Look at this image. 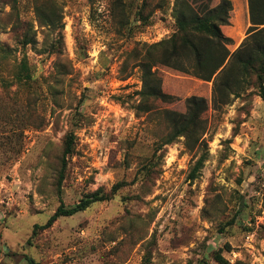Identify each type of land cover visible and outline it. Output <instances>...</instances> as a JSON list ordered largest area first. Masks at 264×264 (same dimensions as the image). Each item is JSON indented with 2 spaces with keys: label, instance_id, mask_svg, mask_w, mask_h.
Wrapping results in <instances>:
<instances>
[{
  "label": "rangeland",
  "instance_id": "rangeland-1",
  "mask_svg": "<svg viewBox=\"0 0 264 264\" xmlns=\"http://www.w3.org/2000/svg\"><path fill=\"white\" fill-rule=\"evenodd\" d=\"M230 1L222 30L234 52L251 24L248 0ZM174 3L0 0V43L12 50L0 68V264H219L216 254L264 264V90L216 111L212 83L159 66L177 101L138 109L139 53L175 32ZM37 8L58 11V27L40 24ZM19 23L35 44L20 45ZM24 57L31 87L15 80ZM192 96L209 102L204 145L162 147L163 112L185 113ZM98 190L111 199L35 229Z\"/></svg>",
  "mask_w": 264,
  "mask_h": 264
},
{
  "label": "trees",
  "instance_id": "trees-1",
  "mask_svg": "<svg viewBox=\"0 0 264 264\" xmlns=\"http://www.w3.org/2000/svg\"><path fill=\"white\" fill-rule=\"evenodd\" d=\"M248 7L251 27L247 38L238 49L231 52L229 46L233 41L226 37L222 30L229 25L233 9L230 0H221L216 6H212L210 0H175V32L159 43L142 46L139 53L140 59L136 65L142 72L143 90L139 93L142 101L138 109H150V100L168 104L177 101L174 96L163 91L162 80L158 74L159 66L212 83V105L216 111L230 105L233 99L239 98L248 90H264V0H248ZM36 12L40 24L58 27L57 22L61 17L58 11L51 10L44 14L41 8H37ZM19 27L24 33L20 45L28 47L35 44L36 41L30 38L25 30L26 25L19 23ZM60 43H63L62 37L59 38ZM11 55L12 50L0 43V68L2 61ZM15 80L18 85L31 87V70L25 57L18 66ZM185 106V113L163 112L168 133L162 140V147L172 145L181 139H184V145L189 151L204 145L208 131L204 115L209 110V102L205 98L192 96L186 99ZM74 141V135L70 134L64 143L59 187L64 181L66 159L74 153ZM204 163L205 158L201 157L194 167L191 178L195 177ZM120 188V184L116 185L112 194ZM110 199L111 194L98 190L85 196L75 206L65 207L61 204L44 226L36 225L35 229H49L61 217H73L85 212L95 203ZM215 260L219 264H229L221 254H216ZM28 261L29 264H37L32 259Z\"/></svg>",
  "mask_w": 264,
  "mask_h": 264
}]
</instances>
